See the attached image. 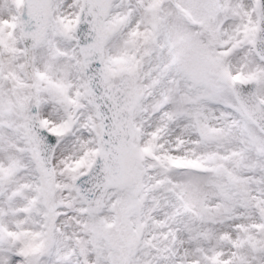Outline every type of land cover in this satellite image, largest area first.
I'll list each match as a JSON object with an SVG mask.
<instances>
[{
	"label": "snow or ice",
	"instance_id": "6c2138e0",
	"mask_svg": "<svg viewBox=\"0 0 264 264\" xmlns=\"http://www.w3.org/2000/svg\"><path fill=\"white\" fill-rule=\"evenodd\" d=\"M0 264H264V0H0Z\"/></svg>",
	"mask_w": 264,
	"mask_h": 264
}]
</instances>
